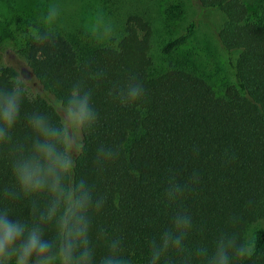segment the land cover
<instances>
[{"label": "trees", "instance_id": "trees-1", "mask_svg": "<svg viewBox=\"0 0 264 264\" xmlns=\"http://www.w3.org/2000/svg\"><path fill=\"white\" fill-rule=\"evenodd\" d=\"M196 2L225 15L217 41L227 55L231 81L215 72L198 73L187 55L157 68L151 55L154 33L139 14L129 16L122 36L107 44L79 42L39 25L27 40L24 58L36 87L53 84L63 91L85 65L106 70L109 84L124 82L130 74L144 83L146 103L140 110L109 104L103 88L96 95L101 113L96 140L128 143L127 159L100 185L109 198L106 217L138 258L144 253L143 237L159 230L144 218L157 215L162 176L171 167L182 176L199 172L186 205L206 224L204 236L211 239L224 218L234 215L237 230L254 245L246 264H264V228L258 227L264 220V0ZM110 5L112 0H89L83 8L85 29L79 31L87 35L89 27L112 16ZM194 29L191 23L185 35L161 46L162 55H171ZM13 75L25 80L8 65L0 69V84ZM35 106L36 101L28 105Z\"/></svg>", "mask_w": 264, "mask_h": 264}, {"label": "clouds", "instance_id": "clouds-1", "mask_svg": "<svg viewBox=\"0 0 264 264\" xmlns=\"http://www.w3.org/2000/svg\"><path fill=\"white\" fill-rule=\"evenodd\" d=\"M58 9L50 5L45 20ZM122 110L146 103L134 74L107 83L103 68L85 65L63 91L34 87L19 75L0 84V264H246L252 242L226 216L211 239L186 205L200 182L197 169L182 176L168 168L156 199L157 225L144 236L138 258L124 233L106 217L109 198L100 185L127 159V141L96 140L101 122L96 95ZM33 101L37 106L29 108ZM193 149V152H197ZM227 156L228 154L225 153ZM234 158V157H232ZM136 175L134 171L131 173ZM161 220L163 222L161 223ZM199 235L200 238L193 239Z\"/></svg>", "mask_w": 264, "mask_h": 264}, {"label": "rangeland", "instance_id": "rangeland-1", "mask_svg": "<svg viewBox=\"0 0 264 264\" xmlns=\"http://www.w3.org/2000/svg\"><path fill=\"white\" fill-rule=\"evenodd\" d=\"M112 3V16L89 27L84 35L79 29H85L83 8L89 5V0H0V69L11 65L22 73L26 82L36 87L24 58V48L29 36L36 34L37 26L79 42L107 44L122 36L129 16L139 14L151 24L154 33L151 55L157 68H166L169 62L175 63L187 55L198 73L215 72L220 79L232 80L227 55L217 41L225 22L222 11L204 10L196 0H112ZM50 5L58 9L52 23L44 18ZM74 20L77 24L70 25ZM191 23H195L191 36L171 55L163 56L161 46L185 35ZM258 227L264 228V220Z\"/></svg>", "mask_w": 264, "mask_h": 264}]
</instances>
